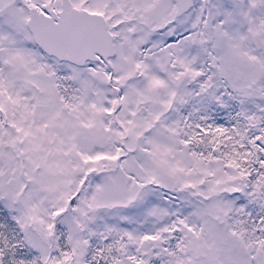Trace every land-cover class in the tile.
<instances>
[{"label": "snow or ice", "instance_id": "snow-or-ice-1", "mask_svg": "<svg viewBox=\"0 0 264 264\" xmlns=\"http://www.w3.org/2000/svg\"><path fill=\"white\" fill-rule=\"evenodd\" d=\"M0 264H264V0H0Z\"/></svg>", "mask_w": 264, "mask_h": 264}]
</instances>
